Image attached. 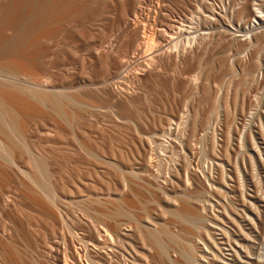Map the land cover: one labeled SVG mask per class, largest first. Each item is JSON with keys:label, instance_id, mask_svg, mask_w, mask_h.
Listing matches in <instances>:
<instances>
[{"label": "rangeland", "instance_id": "obj_1", "mask_svg": "<svg viewBox=\"0 0 264 264\" xmlns=\"http://www.w3.org/2000/svg\"><path fill=\"white\" fill-rule=\"evenodd\" d=\"M16 1L17 0H14L13 3V0H0V21H4L7 19L8 13L5 10L7 8L8 12L12 10L16 5ZM36 1L37 0H35L34 2L33 0V3L35 4L37 2H40V0L37 2ZM82 1L87 7V17L84 19H76L72 23H68V25L66 24L67 26H65V29L67 28L65 32L71 31L73 33V39H71L73 41L69 39L67 40V38L65 37L66 34L62 35L63 33H61L59 36H62V38H58L60 39L58 41L56 38L49 45L53 50L55 49L52 55V62L45 60L42 63L43 66H41L39 70H35V73L32 74L33 77L31 76V80L34 78V81H32L36 83L34 84L31 80L28 81L27 79L32 73L31 71V73H24L25 75H23L24 77L27 75V78L25 77V79L27 80H25L22 76L20 79L22 81V84H25V86H30L33 88L36 87L35 89H40V91L43 89L41 92L63 91L64 93L65 91V94L67 93V95L89 107L88 109H84L81 120H79L77 123H71V126L68 125L69 128L67 127V125L56 119L51 113H48L47 117L44 118L43 121H38L39 123L36 122L37 124L33 121L28 124L30 126V131L34 128L43 127L44 125L42 126V124L48 123L51 119L50 122L53 121V130H55L53 134H59H57V136L54 135V141L59 143L62 142V144L64 145H66L68 141L67 148L75 150L73 153H75L76 156L73 153L69 154L67 152H61L62 155L61 153H54L53 155H43L41 158L44 162H47V165L50 166H48L50 175L45 180L47 182L44 181L45 184L48 186L52 185V188L54 190L56 187L57 191H55L58 194L61 193L64 195H68V198L66 200H70V202H67V204L64 200L65 203L62 202L58 207L60 216H64L62 217V220L65 221L63 222L61 218H59L60 216H58V210L56 211L57 219L52 218L53 225L51 224L52 221L46 217H43L45 220L43 218L39 220L40 218L37 217L39 214H41L39 215V217L46 215H42L44 214L41 213L43 211L37 206L35 207L30 202L26 195V192L23 189L17 191L19 194L16 192L14 194H8V200L1 201L0 203V264H64V261L66 260H64V258L66 257V255H69L70 258L68 256L66 257L69 262L67 263V260L65 261V264H70V262L72 261L74 262H72L71 264H88L91 261H89V259L87 260L88 256L86 257V255L90 254H92L93 256L90 255L89 258H92V261L93 259H95V264H111V262L112 264H125L126 261L128 262H126V264H131V262H139V264H149L150 262V264H162L163 261V264H171L172 262V264H264V219L262 217H260L261 219L259 218L260 220H263V222L260 221V224L256 222V215H254H258L260 210L262 211L264 209H262L259 202L257 201L259 198L263 199L262 197L264 196V174L256 177V171L254 170L255 166H253L254 160H252L254 158L253 156L255 155L254 150L257 149L256 138H254L256 137V132H260V130H263L264 135V0ZM124 2H129L131 5L133 4V2L136 3V13H128L127 10L125 12H122ZM26 8L27 7H25L24 10H26ZM249 8H251V10L253 8L255 10H252L253 12H258V16L260 18L254 19L253 16H249ZM24 10L20 16L26 17L27 13ZM126 21L129 22L128 25H124ZM74 22L77 23L75 24ZM136 24L139 26L137 32L138 39L136 37L138 41L134 39L135 31H133L137 26ZM76 31L79 32L77 33ZM80 32L82 35L84 34L83 37L81 36V34H79ZM253 33L259 35H253ZM2 35L6 40H11L13 37V33L8 31H3ZM253 36H257V38H254ZM146 38L150 39V43L153 42L155 46L146 48L144 43L147 41ZM59 45L61 48H59ZM93 46H101L98 52V55L100 56L98 60L91 58L94 54ZM100 53L102 56L100 55ZM106 55L108 58L106 57ZM223 55L225 57L224 61ZM225 55L230 57L226 59L227 56ZM225 59L227 60L226 62ZM118 62H123V69H115L114 66ZM222 65H225V67H223ZM105 84L109 88L103 87L106 86ZM99 85H103L102 89L99 87ZM199 85H202L203 88L205 87L204 90L203 88L201 89ZM235 94H237V97ZM212 96L216 99H214L215 102L217 101L216 104L218 103L217 107H214L216 106V104L212 106L213 104L210 103L211 101H209L211 100L210 98ZM194 98L195 102H192L194 101ZM197 99L200 100V106L201 104L203 106L204 103V106H206L208 110L205 109L206 107L204 106V108L201 106V108L199 109V106L198 109H196V103L199 102ZM204 100H208L210 106L209 104H207L208 102L206 103V101ZM182 103L184 106H182ZM186 104L189 107H187ZM192 106L194 107V111L198 110V112H200L203 108L202 112L205 113L207 111L206 114L209 112L208 114L211 115L210 118L212 119V121L211 119H209L210 122H207V124H212L215 129L212 127L210 128L213 130H210V128H204L205 134L208 136L204 134V130L201 131V136L205 135L207 137V140L204 139L206 137H203V139L201 138L200 132L199 136L196 135L197 138H199L197 139L198 141L196 139H193L195 138L193 136H189V140L186 138L189 134L187 128L188 125L185 126V124L188 123L185 122H188L191 117L193 118L195 116L194 114L196 113L195 112L193 114L194 111H191ZM100 107H102L101 109L103 110V112ZM157 107H162L161 110L159 108V115L162 114L164 116L166 113L167 115H171L173 112L178 113V118L175 120L172 119L173 123L172 121L171 123L173 124V126L176 125L179 127H177L176 129V126H174V128L176 129L175 130L174 128H172V125H170V128H172V130H169V132L173 133L169 135V133L167 132V135L164 134L159 138V147H161L162 150L160 148L159 149L162 152L158 150L157 154L159 155L156 154L157 150L154 152H149L150 154L148 153L145 159L146 163L145 165H143V161H141L142 156L140 157V159L137 158L139 155H141V149L138 146V142L140 139L138 138L140 135L141 138L147 136V132L150 131L149 121L151 120L149 119L147 120V122L143 123V120L137 119L138 117L135 112L139 111L140 114L144 116L146 113H149L150 110L152 111V109H157ZM210 107L213 108H211L210 110ZM97 109H99L100 111H97ZM175 109L177 110V112ZM183 109H189L190 111H185L187 113L186 114ZM213 109L215 110L214 112H212ZM105 112L107 113V115ZM189 112L194 116L190 115V119H187V117H189ZM198 112L196 113V116ZM216 112L218 114L214 116L215 114L213 115V113ZM225 112H227V114ZM149 114H151V112ZM183 114L185 115V117H183ZM199 114L201 115V112ZM229 114H231V116ZM51 115L53 116V119L50 117ZM212 115L214 117L221 115V119L214 118L213 121ZM227 115H229V118H231L229 119L228 123L225 118V116ZM258 115L260 118H258ZM180 117L183 118H181L182 121ZM122 118L125 123H122ZM126 118H130L132 121H130V119L127 120ZM54 119L56 120V123L54 122ZM234 119L236 124L233 122ZM57 121L59 125H57ZM127 121H130V123ZM178 122H180L179 125H177ZM222 122H225L226 124H223ZM258 122L261 123L260 125L263 124V126H261L263 129H261ZM232 123L237 126L238 133H236V136L234 132L236 126L234 125V128L231 127L233 128V130L230 128V124L231 126L233 125ZM60 124L62 125L60 126ZM220 124L223 127L220 126ZM225 125L226 127H228L225 128ZM181 127H186V130H184L183 128V132H181ZM59 128L61 131L59 130ZM62 128L63 132H66V134L62 132ZM228 128H230V137L229 135L226 137L229 130ZM136 129L138 130V133H140V135H138ZM208 129L209 132H207ZM57 130H59L60 132H58ZM179 131L184 136L186 135L185 133H187L186 137L183 136V138L187 139L185 142H183L184 140ZM222 131L224 132L222 133ZM248 133L253 136V139H251V136ZM179 134L180 136L178 138L181 139H175V137H177ZM58 136H60V140H58ZM208 137L212 139H209ZM225 137L227 138V140ZM228 137L230 138V140L232 139V141H229ZM200 139L203 140V143L202 140L200 142ZM221 139L224 140L222 141ZM31 140L36 141L33 142L35 145H41L38 138H32ZM161 140H163L164 142ZM192 140H196V142ZM209 140L212 143H210ZM160 141L165 145V152H163L164 145ZM175 141H177L178 143ZM187 141L192 143V146H194L195 148L197 146V148L195 149L190 144V146L192 147L191 148ZM225 141L227 142V144L229 142L228 146L226 145ZM79 142L81 144H79ZM133 142L137 144V146ZM165 142H168L167 145L165 144ZM169 142L174 143H171V145ZM193 142L196 145L193 144ZM95 143H97L98 146ZM179 143H181L184 148ZM209 143L210 145L215 143L214 146H211L212 149L210 148ZM168 144L171 145V147ZM198 144H200V146L203 144V147L205 148L199 147ZM40 145L38 146L41 147ZM134 145L135 147H138V150H136L137 148L134 149ZM186 145L191 149L194 148V152L192 150L193 153H191V149L185 147ZM166 147L168 148L166 149ZM213 147L216 153L210 152L213 151ZM222 147L223 151H221ZM171 148L174 149L172 150ZM176 148H179L180 151H176ZM224 148L226 149L224 150ZM230 148L234 149L233 152ZM240 148L241 150H243V152L239 150ZM44 149L48 150V147ZM81 149H83V153L81 152ZM184 149L185 152H183ZM202 149H204L203 151L206 150L205 153L209 154L207 155V157H205L204 155V158L206 159H204L202 156L204 154ZM133 150L136 151L134 152ZM218 150L221 151V154L222 152L225 153L221 155ZM170 151H173V153L171 152L173 155H177V157L173 156L175 160L176 158H179L178 160H176V163H174L175 161H171L174 159L173 157H171L172 154H170ZM234 151L236 152L234 153ZM38 152H42V150L39 148L37 150V153ZM119 152L123 154L119 156ZM137 152L140 154L138 155ZM177 152L181 154L179 155ZM195 152L199 153L196 154ZM200 152L202 153V155ZM226 152L231 153V155H235L232 157L229 154V158H226L224 157V154H226ZM101 153H103V155ZM151 153L153 154L151 155ZM165 153H168V156L170 154V158L168 156H165ZM213 153L216 156L213 155L212 157ZM183 154L184 156L188 155L187 159L189 160V162L188 160L186 161L188 162L187 166L192 164L193 169L191 166L188 167H190L191 170H193L198 175L200 181L203 183L202 185L204 186L200 185L201 182L198 179H196V181L199 184L195 182L194 179H191L189 174H186L184 172H181L179 177V180L182 181L177 180V172L175 170H177L178 168L177 163H181L182 160H185L186 157H184ZM238 154H242V158H244L245 161L244 159L243 161H240L242 158L240 155L238 156ZM90 155H92L93 157ZM150 155H154V159ZM218 155L219 157H217ZM236 155L238 158L240 157L239 160L237 157L234 159ZM195 156L198 160L195 158ZM198 156L200 157L198 158ZM250 156L253 157L251 158L252 161L249 159ZM95 157L97 158L95 159ZM201 157L202 164L200 160ZM63 158H66V160H64ZM218 158L220 159V161ZM76 159L79 160L77 161ZM98 159H103V161L108 162L110 161V164L115 163L117 164V166L111 164L110 167L105 169L106 166L104 167L103 165L98 163L100 162L98 161ZM137 159L139 160V162ZM147 159L149 160L148 162L153 163H149L151 164L149 165ZM192 159L195 160L192 161ZM94 160H96L97 163ZM154 160H157V163L159 162V167L157 166L156 162H154ZM190 160L191 164H189ZM196 160L198 161V164ZM237 160L240 161L238 162V164L236 163ZM140 161L142 162V164ZM77 162L79 164H77ZM192 162H194L195 166H199V168L195 167ZM154 163L158 168L154 167L155 165L153 166ZM219 163L223 166H220ZM230 163H233V165ZM146 164L147 166H150L148 167V169L146 168ZM175 164L176 166L173 167ZM234 164L235 167H238L236 170L232 169V166H234ZM81 166L83 167L81 168ZM152 166L153 169H156V171L155 169L154 171L150 170ZM219 166L222 167V171L219 170ZM251 166L255 172L251 170ZM76 167L78 170L76 169ZM71 168H73V170ZM197 168L201 169L198 170ZM145 169L147 171H145ZM202 169L204 173H202ZM157 170L159 171V173ZM209 170L210 173L208 172ZM131 171H133V173H135L136 171L137 174L147 173L148 177H145L142 174V176L140 174L132 175ZM121 172L126 173L125 175L128 174V178L124 174L123 175L125 177L122 176ZM155 173L156 176H154ZM172 173L175 174L174 177L172 176ZM148 174H151L153 176L150 175L151 177H149ZM157 174H160L158 175L159 177L157 176ZM237 174H241L242 176L240 175V177ZM185 175L186 178H184ZM203 176H206L204 177L205 183L204 179L202 180ZM123 177L125 178V180ZM154 177H158V181L160 183L156 179H154ZM251 177L255 180L253 181ZM152 178L154 180H152ZM168 178H171V180H169ZM187 178H189L191 181L189 179L187 180ZM258 178L261 179L256 180ZM141 179L150 184L154 181L156 184L158 182V184H160L158 185L159 190H155V188L158 187L155 183H152L151 186L148 184L147 188V184L143 181H140ZM122 180H124V183ZM133 180L134 182L136 180L140 185H138V183L133 184ZM162 180L166 181V183ZM261 180L262 183L259 184L258 181ZM170 181H173V183ZM255 181H257L256 183H258L257 185H255ZM142 182L144 183V185ZM163 182L166 186L163 184ZM169 182L172 184H169ZM189 182H191L192 185H190L191 183ZM184 183L187 184L186 187L190 185V188L189 186L188 188H185ZM175 184H180V186H178L181 190H179L178 186H176ZM193 184L195 187L193 186ZM133 185H138L137 188L139 190H137L136 186H134L133 188ZM141 185L144 186L145 190ZM163 185L164 187H166L165 189ZM139 186H141L143 190L141 187L139 188ZM151 187L155 188L152 189ZM160 187H162L163 190ZM183 187L184 190L182 189ZM257 187L260 188L261 191ZM130 188H132V191ZM172 188L175 189L173 190ZM146 189H150L148 190V192L152 193L153 195L150 193L148 194L146 192ZM186 189H188L189 191H185ZM153 190H155L156 193ZM135 191L137 192L134 193ZM158 191L159 193H157ZM162 191H167V193H164L162 195ZM68 192L70 193L68 194ZM185 192L186 194L184 197L193 196L192 199L191 197L190 199L193 202H195L196 199V203H200L199 201H201L200 207L197 211L198 214H200L201 212L200 219H197L198 222L194 218L190 219L191 222L186 221V224L184 222L182 224L176 217V209L179 205H177V196H180V194L182 196V193ZM258 193H261L262 195ZM11 194L13 195L11 196ZM174 194H176V198L174 196L175 202L170 201L174 203L171 204L170 202H168L169 200H167L168 203L164 202V198L166 195L168 197L166 198L169 199L170 196L173 197ZM87 195L88 197H100L101 199H99L101 200V202H99L98 200V203H93L89 200V203ZM256 195L261 197H257ZM115 197L116 199H119L120 197L121 202L119 203V199L117 203ZM80 198H83V202H80ZM79 199L80 201H78ZM154 200L158 202L155 203ZM6 202L8 203V205ZM202 203L204 205V209L203 207H201ZM113 204L116 205L117 208H114L115 206ZM118 204H120V206ZM174 205L177 206L176 209ZM65 206L68 207L65 208ZM118 207L120 208V210L122 208L120 213L123 214L124 217H121L123 216L121 215L120 217L115 218L117 224H119L117 230L118 233L116 232L118 235L116 237L111 232L110 234L112 235V239L114 240H109L102 230L106 229V223L104 224L103 222L108 221V227V223L110 219L112 220V215L114 214V212L116 210L119 211ZM60 208L63 210H61ZM256 210L259 212H257ZM31 211L35 212L32 213ZM111 211L113 213H111ZM35 213L36 215H38L36 216ZM32 214H34L33 217L31 216ZM245 216H247V219L245 218ZM118 219L119 221H117ZM250 219H253L254 221H251ZM71 220L72 222L67 223ZM193 220L196 221V223L193 222ZM55 221H57V224H55ZM231 221H236V225L231 224ZM249 222H253L255 224H250ZM121 223H123V225ZM191 223H194L195 228L199 223L198 226H200V228L203 227L205 229H208L209 232L213 231L214 234L213 232H211L210 236V234H208L209 232L205 233L204 229H199V227H197L196 230L194 228V225H192ZM212 223L214 225H212ZM66 224H68L67 227ZM91 224L96 229H92L93 227ZM88 226L91 228H88ZM119 226L121 228H119ZM122 226L125 228H123ZM97 227L99 230L97 229ZM89 229H91L93 233ZM121 229L122 231L124 230V235L122 234V231H119ZM125 229L129 231H126ZM221 229L224 232L223 234L220 232ZM200 230L202 231L200 232ZM97 231L100 235H98ZM197 231L200 233V235H198L199 233ZM149 232L152 235L154 234L155 237L158 235L156 239H159L158 242L162 247V250H159V256L156 255V248L153 245H150L152 243L149 241V235H147L148 238H146L147 236L144 237V235L149 234ZM69 233L73 234L71 235ZM215 233H217V236ZM207 234L211 239L216 240V243L220 245L218 246L220 248L216 247L217 249H214L215 247L213 246H216L213 242L214 240L212 241L210 240V238H208L207 241ZM98 236L100 237L98 238ZM118 236H120L121 238ZM195 236L197 237L196 240H194ZM198 236L202 237L204 240L202 239L201 241V239H198ZM105 238L107 239V241L105 240ZM115 238L117 241H119V243L115 241ZM98 239L102 240L103 242L99 241ZM120 241L122 242L120 243ZM193 241L195 242L194 244H197L201 249L197 245H192ZM218 241L220 244L218 243ZM92 242L97 245L93 247L94 244L92 245ZM201 242L204 243L205 247L201 245ZM58 243L60 244V246L58 245ZM87 243L91 245H86ZM104 244L105 247L106 245L108 247L104 248ZM100 245H103L101 246L102 248H99ZM191 245L196 246V248L194 247L195 249H193ZM51 246L54 248L53 250ZM58 246L60 249L59 251H57ZM85 246L89 247L87 249H90V252L86 250ZM147 246L149 249H146ZM208 246L212 248L210 250L213 251L210 252ZM50 247L52 252L50 251L51 254H48ZM109 247L113 250H111ZM94 248L98 250L96 251ZM151 248L155 249L152 250ZM191 248L193 249V251L190 250ZM63 249L64 251H70V254H68L69 252L67 254H64L65 252L63 251ZM100 249L104 251L103 254H101L102 251L98 252L100 251ZM110 250L113 252V255ZM106 251L108 252V254L110 253L109 255L115 257L111 258L112 260H109ZM142 254L143 256L145 254L146 255L143 257ZM79 256L81 257V259ZM154 256L156 257V259ZM117 257L119 259H117ZM145 257H148L147 261H145ZM149 257L152 260L153 258L151 257H154V260H149ZM115 259L118 260L117 263H114L116 262L113 261ZM159 259L161 263L159 262ZM169 260H171V263L168 262ZM94 262L91 263L94 264Z\"/></svg>", "mask_w": 264, "mask_h": 264}, {"label": "bare ground", "instance_id": "obj_2", "mask_svg": "<svg viewBox=\"0 0 264 264\" xmlns=\"http://www.w3.org/2000/svg\"><path fill=\"white\" fill-rule=\"evenodd\" d=\"M37 1H39V0H37ZM36 1V2H37ZM82 0H40V2L38 3H33V0H17L16 1V5L13 7V9L12 10H10L9 12H8V8L5 10V11H7V13H8V15H7V19L6 20H4V21H0V203H1V201H5V200H8V197H9V195L8 194H10V193H18L17 191H19L20 189H23L25 192H26V195H27V197H28V199L30 200V202L36 207H38V208H40L43 212H41V213H44V214H42V215H46V216H40L39 217V215H41V214H37L36 215V213H35V215L38 217V218H40L39 220H41V218H43V217H46V218H48V219H50L52 222H51V224L53 225V219H57V214H56V211L58 210V207L60 206V204L62 203V202H64V200L66 201V204H67V202L69 203L70 202V200L69 201H67L66 199L68 198V195H64V194H58L56 191V187H55V190L52 188V185L51 186H48V185H46L45 184V182H47V181H45L47 178H48V176L50 175V173H49V169H48V166L49 165H47V162H44L41 158H42V156L43 155H49V154H54V153H61V152H67V153H69V154H72L75 150H72V149H69V148H67V143H68V141H67V143H66V145H64V144H62V142L61 143H59V142H56V141H54V135L55 136H57V134H53V132L55 131V130H53L54 129V126L52 125V122H50L51 121V119H50V121L48 122V123H43L42 124V122H41V124H42V126L43 127H40V128H34V129H32V130H30L29 131V129H30V126L28 125L31 121H33L34 123H36V122H40L41 120L43 121L44 120V118H46L47 117V115H48V113L50 114H53V116L56 118V119H58L59 121H61L62 123H64L65 125H67V127H68V125H70L71 126V123H77L79 120H81V118H82V113H83V111H84V109H88L89 107L88 106H86V105H84L83 103H81V102H79L78 100H76V99H74V98H72L71 96H69V95H67V93L65 94V91H64V93H63V91H61V92H56V91H51V92H41L40 91V89H35V88H33V87H30V86H25V84H22V81L20 80L21 79V76L22 77H24L23 75H25L24 73H28V72H30L29 74H30V76H29V78H27L26 76V78L28 79V81H30L31 80V78L33 77L32 76V74L33 73H35V70H39V68H41V66H43L42 65V63L46 60H48L49 62H52V55H53V53H54V50L49 46L50 45V43L52 42V41H54L56 38H57V41L58 40H60V39H58V38H62V36H59L61 33H63L62 35H64V34H66V38H67V40L69 39V40H71V39H73V33L70 31H66L65 32V30L67 29H65V26H67L68 25V23H72L74 20H76V19H80V18H82V19H84V18H86L87 17V15H88V11H87V7H86V5L84 4V2L82 3L81 2ZM34 2H35V0H34ZM13 3H14V0H13ZM113 3V2H112ZM89 4V3H88ZM87 4V5H88ZM136 3H134L133 2V4L131 5L129 2H124L123 3V8H122V12H125L126 10L128 11V13H136V5H135ZM114 6V5H113ZM25 7H27L26 8V10H24L25 9ZM10 8V7H9ZM89 8V7H88ZM23 10L24 11H26V13H27V15H26V17H23V16H20L21 15V13L23 12ZM243 10V9H242ZM252 10H254L253 8H252ZM251 10V8H249L248 9V15L249 16H253V18L254 19H257V18H260L259 16H258V12H253ZM255 11V10H254ZM247 12V11H246ZM1 14V13H0ZM123 14V13H122ZM247 14V13H246ZM90 15V14H89ZM89 17V16H88ZM250 19V18H249ZM253 20V19H252ZM254 21V20H253ZM252 21V22H253ZM75 23V22H74ZM77 23V22H76ZM75 23V24H76ZM257 23V22H256ZM255 23V24H256ZM67 24V25H66ZM129 24V22H125L124 23V25H128ZM135 24V23H134ZM133 24V25H134ZM70 25V24H69ZM74 25V24H73ZM137 25V24H136ZM135 26V25H134ZM130 27V26H129ZM133 28V27H132ZM138 28H139V26L137 25L136 26V28H135V30H133V31H135V36H134V39H136V37H137V32H138ZM134 29V28H133ZM256 29V28H255ZM72 30V29H71ZM257 30V29H256ZM3 31H8V32H12L13 33V37H12V39L11 40H6L4 37H3V35H2V32ZM254 31V30H253ZM252 31V32H253ZM65 32V33H64ZM77 32V31H76ZM79 32V31H78ZM77 32V33H78ZM250 33V32H249ZM255 33V32H254ZM253 33V35H257V34H254ZM5 34V33H4ZM10 34V33H9ZM79 34H81V32L79 33ZM84 35V34H83ZM83 35L81 34V36L83 37ZM259 35V34H258ZM257 35V36H258ZM59 36V37H58ZM76 36V35H75ZM74 36V37H75ZM80 36V37H81ZM257 36H255L256 38H257ZM262 36V35H261ZM263 36H264V34H263ZM262 36V37H263ZM254 37V36H253ZM254 37V38H255ZM137 39H138V37H137ZM136 39V40H137ZM140 39H142V38H140ZM145 39V38H144ZM147 39V38H146ZM152 39V38H151ZM75 40V39H74ZM71 41H73V40H71ZM134 41V40H133ZM138 41V40H137ZM136 41V42H137ZM150 39H147V41L146 42H144L145 43V47L146 48H149V47H152V46H155L154 44H153V42L152 43H150ZM263 41H264V38H263ZM65 42V41H64ZM59 43V42H58ZM67 43V42H66ZM153 44V45H152ZM52 45V44H51ZM62 45V44H61ZM64 45V44H63ZM57 46H58V44H57ZM71 46V45H70ZM63 47V46H62ZM67 47H68V45H67ZM94 48H93V52H94V54L92 55V59H96V60H98L99 58H100V56L98 55L99 53V49H100V47L101 46H93ZM54 48V47H53ZM59 48H61L60 47V45H59ZM59 48H58V50H59ZM143 48V47H142ZM145 49V48H144ZM151 49V48H150ZM153 49V48H152ZM147 51H149V50H147ZM151 51V50H150ZM145 53H146V51H145ZM148 53V52H147ZM228 54V53H227ZM100 55H101V53H100ZM102 56V55H101ZM225 56H227V55H225ZM57 57V56H56ZM106 57H107V55H106ZM228 57H230V56H227L226 57V59L228 58ZM108 58V57H107ZM224 55H223V61H224ZM225 59V62L227 61ZM230 59V58H229ZM107 61V60H106ZM223 61H220V62H223ZM100 62H101V60H100ZM228 62H229V60H228ZM103 63V62H102ZM108 63V62H107ZM50 64V63H49ZM105 64V63H104ZM219 64V63H218ZM223 64V63H222ZM226 64V63H225ZM46 65V64H45ZM220 65H221V63H220ZM232 65V64H231ZM125 66V65H124ZM223 67H225V65H222ZM115 69L116 70H119V69H123V62H118L115 66ZM227 67V66H226ZM233 67V66H232ZM223 69H225V68H223ZM110 70V69H109ZM46 72V71H45ZM115 72V71H114ZM119 72V71H118ZM117 72V73H118ZM37 73V72H36ZM120 75V74H119ZM32 76V77H31ZM25 77H24V79H25ZM35 77V76H34ZM27 79H25V80H27ZM36 79V78H35ZM33 81H34V78L32 79ZM31 80V81H32ZM32 81V82H33ZM24 82V81H23ZM31 82V83H32ZM26 83H27V81H26ZM34 83V82H33ZM36 83V82H35ZM34 83V84H35ZM101 84V83H100ZM103 84V83H102ZM104 85V84H103ZM103 85H99V87L102 89V86ZM106 85V84H105ZM109 85V84H108ZM97 86V85H96ZM200 86V85H199ZM103 87H107V85L106 86H103ZM201 87V89L203 88L202 87V85L200 86ZM38 88V87H37ZM41 88V87H40ZM98 88V87H97ZM107 88H109V87H107ZM205 88V87H204ZM204 88H203V90H204ZM100 89V90H101ZM192 90V89H191ZM200 90V89H199ZM97 91V90H96ZM99 91V90H98ZM107 92V91H106ZM196 92V91H195ZM206 92V91H205ZM213 93V92H212ZM207 94V93H206ZM209 94V93H208ZM105 95V94H104ZM198 95H200V94H198ZM214 95V94H213ZM236 95V97H237V94H235ZM234 95V96H235ZM208 96V95H207ZM210 96V95H209ZM216 96V95H215ZM214 96V97H215ZM233 96V97H234ZM199 97V96H198ZM110 99V98H109ZM211 100H209V98H208V100L209 101H211L210 103H212L213 105L212 106H214V104H216V102H215V98H213V96L210 98ZM213 99V100H212ZM215 99V100H214ZM194 101H192V102H195V98L193 99ZM198 100V99H197ZM208 100L206 101V100H204V101H206V103L208 102ZM233 100V99H232ZM238 100V99H237ZM199 102V105H198V103H196L197 104V108L196 109H198V107L200 106V100H198ZM202 101H203V99H202ZM222 102V101H221ZM250 102V101H249ZM257 102V101H256ZM202 103V102H201ZM210 103L208 102L207 104H209V106H210ZM237 103V102H236ZM260 103V102H259ZM162 104V103H161ZM176 104V103H175ZM218 104V103H217ZM217 104H216V106H214V107H217ZM189 105V104H188ZM206 105V104H205ZM243 105V104H242ZM104 106V105H103ZM176 106V105H175ZM182 106H184L183 105V103H182ZM186 106H187V104H186ZM191 106V105H190ZM195 106V105H194ZM201 106H202V104H201ZM201 106L199 107V109L201 108ZM203 106H204V103H203ZM202 106V107H203ZM208 106V105H207ZM258 106V105H257ZM164 107H165V105H164ZM187 107H189V106H187ZM204 107H206V106H204ZM203 107V108H204ZM97 108V107H96ZM102 107H100V109H101ZM160 108V107H159ZM159 108L157 107V109H152V111L150 110V112H151V114H149V113H146L144 116H142L141 114H140V112L139 111H137V112H135V114L137 115V119L138 120H143V123H145V122H147V120H151V121H149V126H150V131L149 132H147V136H144L143 138H141V135H140V133H138V130H137V133H138V135H140L139 136V138L138 139H140L139 140V144H138V146L140 147V149H141V155H139L140 153H138V157L137 158H139L140 159V157L142 156V160L141 161H143V165H145V163H146V161H145V159H146V157H147V155H148V153L149 152H154V151H156L157 150V152H156V154L158 153V150H160L161 149V147H159L160 146V144H159V138L161 137V136H163L164 134L165 135H167L166 133L168 132L169 133V135L171 134V133H173V132H169V130L171 131L172 130V128H174V126H176V125H174L173 126V121H172V119L173 120H175V119H177L178 118V113H175V112H173L172 114H171V112H170V114L171 115H167V113L165 114V112H164V116L162 115V114H160L159 115V112H160V110H161V108H160V110H159ZM183 108V107H182ZM186 108V107H185ZM193 106H192V110L191 111H194L193 110ZM202 108V109H203ZM211 108H213V107H210V110H211ZM133 109V108H132ZM201 109V115L199 114L200 112H198V110H196V111H194L193 112V114L196 112H198V114H199V116H198V114H197V116H196V113L193 115H191V113L189 112V117H187V119H190V115L191 116H194L193 118L191 117V119L190 120H188V122L186 121H184L185 123H188V124H185V126L186 125H188V134L189 135H187V133H185V131H184V133L188 136V137H186V135L184 136V135H182L181 134V132H183V128H184V130H186V127H181L182 128V130H181V132L179 131V133L181 134V136H182V138H183V136L184 137H186L188 140L190 139V137L189 136H193V137H195V138H193V139H199V138H197V136L196 135H198L199 136V132H200V136H201V131H203L204 130V134H205V129L206 128H210V127H212V128H214L213 127V125L211 126V125H209V123L207 124V122H210V120L209 119H211L210 117H211V115H209L208 113L206 114V112L204 113V112H202L203 110ZM205 109H207L208 110V108L206 107ZM215 109V108H214ZM212 110V112H214L215 110ZM248 109H249V107H248ZM254 109V108H253ZM262 109V108H261ZM99 109H97V111H98ZM102 110V109H101ZM110 110V109H109ZM119 110V109H118ZM163 110V109H162ZM167 110V109H166ZM165 110V111H166ZM176 110V109H175ZM177 110H178V108H177ZM177 110H176V112H177ZM188 111H190L189 109H187ZM187 110H185V109H183V111L185 112H187ZM252 110V109H251ZM100 111V110H99ZM107 111V110H106ZM170 111V110H169ZM182 111V112H183ZM205 111V110H204ZM225 111V110H224ZM223 111V112H224ZM247 111V110H246ZM102 112H103V110H102ZM109 112V111H108ZM129 112V111H128ZM167 112V111H166ZM183 112V113H184ZM185 112V113H186ZM106 113V112H105ZM120 113H122V112H120ZM161 113H163V112H161ZM202 113H204V114H202ZM226 114H227V112H225ZM249 113V112H248ZM253 113V112H252ZM258 113V112H257ZM127 114V113H126ZM125 114V115H126ZM187 114V113H186ZM215 114V115H214ZM216 114H218L217 112L216 113H213V115L214 116H216ZM106 115H107V113H106ZM109 115V114H108ZM123 115V114H122ZM121 115V116H122ZM212 115V117H213V121H214V118H220L221 117V115H218L217 117H214ZM230 116H231V114H229ZM229 115H227V116H225V118H226V120H227V123H228V121H229V119H231V118H229ZM252 115V114H251ZM53 116L51 115L50 117L53 119ZM181 116V115H180ZM256 116V115H255ZM84 117V116H83ZM132 117V116H131ZM183 117H185V115L183 114ZM224 117V116H223ZM227 117H228V119H227ZM121 118V117H120ZM182 117H180V119H181ZM234 118V117H233ZM258 118H260L259 117V115H258ZM116 119V118H115ZM127 119V118H126ZM125 119V120H126ZM128 119H130V118H128ZM127 119V120H128ZM183 119V118H182ZM182 119H181V121H182ZM186 119V120H187ZM221 119V118H220ZM224 119V118H223ZM257 119V118H256ZM55 120V119H54ZM117 120V119H116ZM122 121H123V118L121 119ZM209 120V121H208ZM218 120V119H217ZM46 121V120H45ZM48 121V120H47ZM122 121H119V122H122ZM130 121H132L131 119H130ZM130 121H127V122H129L130 123ZM171 121H172V123H171ZM211 121H212V119H211ZM219 121V120H218ZM225 121V120H224ZM38 122V123H39ZM55 123H56V120L54 121ZM142 122V121H141ZM175 122V121H174ZM232 122V121H231ZM230 122V123H231ZM234 123H235V119H234V121H233ZM255 122V121H254ZM122 123H125V121H123ZM179 123L180 122H178V124L177 125H179ZM183 123V122H182ZM212 123V122H211ZM223 123V122H222ZM225 123V122H224ZM223 123V124H224ZM259 123V122H258ZM37 124V123H36ZM40 124V125H41ZM135 124V123H134ZM141 124V123H140ZM184 124V123H183ZM214 124V123H213ZM217 124H219V123H217ZM226 124V123H225ZM233 124V123H232ZM236 124V123H235ZM235 124H233L232 126H231V124H230V128L231 127H235L236 125ZM255 124V123H254ZM261 123H259V125H260ZM35 125V124H34ZM54 125H56V124H54ZM57 125H59L58 124V121H57ZM62 124H60V126H61ZM170 125H172V128H170ZM207 125V126H206ZM228 125V124H227ZM235 125V126H234ZM256 125V124H255ZM39 126V125H38ZM37 126V127H38ZM140 126V125H139ZM138 126V127H139ZM209 126V127H208ZM217 126V125H216ZM220 126H222L221 124H220ZM250 126V125H249ZM261 126H263V124L262 125H260V127ZM177 127H179V126H176L175 128L177 129ZM223 127V126H222ZM228 127V126H227ZM226 127V125H225V128H227ZM69 128V127H68ZM73 128V127H72ZM146 128V127H145ZM174 128V129H175ZM205 128V129H204ZM221 128V127H220ZM230 128H228L229 130H228V134L226 135V137L229 135V131H230ZM233 128H231L232 130H233ZM236 129H235V136L237 135L236 133H238V131H237V126L235 127ZM77 129V128H76ZM175 129V130H176ZM215 129V128H214ZM258 129H259V127H258ZM261 129H263L262 127H261ZM59 130H60V128H59ZM59 130H57L58 132H60ZM65 130H67V129H65ZM64 130V131H65ZM210 130H213V129H211L210 128ZM223 130V129H222ZM231 130V131H232ZM243 130V129H242ZM28 131V132H27ZM174 131V130H173ZM62 132H63V128H62ZM61 132V133H62ZM73 132V131H72ZM177 132V131H176ZM207 132H209V129L207 130ZM206 132V133H207ZM224 131H222V133H223ZM226 132H227V129H226ZM225 132V133H226ZM246 132V131H245ZM248 132V131H247ZM262 132V133H261ZM64 134H66V132H63ZM178 133V132H177ZM183 133V134H184ZM257 134H256V137H254V138H256V148L258 149H255L254 151H255V155L253 156V157H249V159L251 160V158H253L252 160H254V164H253V166H255V171L252 169V166H251V170L252 171H254L255 173H256V177L257 176H260V175H263L264 174V135H263V130H260V132H256ZM74 134V133H73ZM180 134L177 136V137H175V139H177L179 136H180ZM208 134V133H207ZM249 134V133H248ZM254 134V133H253ZM59 135V134H58ZM62 135V134H61ZM60 135V136H61ZM68 135V134H67ZM137 135V136H138ZM176 135V134H175ZM195 135V136H194ZM206 135V134H205ZM201 136V138L203 139V137H206V136H208V135H206V136ZM250 135V134H249ZM60 136H58L59 137V139L58 140H60ZM63 136V135H62ZM61 136V137H62ZM222 136V135H221ZM231 136V134L229 135V137ZM251 136V139H253L252 137V135H250ZM168 137V136H167ZM225 137V138H226ZM228 137V138H229ZM233 137V136H232ZM231 137V138H232ZM32 138H38V140H40V143H41V145L40 144H38V145H40L41 147H39L38 145H35L33 142H36V141H34V140H31ZM186 138H183V142H185L187 139ZM209 138V137H208ZM62 139V138H61ZM162 139V138H161ZM179 140L181 139V138H178ZM202 139H200V142H201V140ZM204 139H206L207 140V137L206 138H204ZM209 139H212V138H209ZM35 140H37V139H35ZM163 140H165V139H163ZM163 140H161V141H163ZM196 140H192V141H195L196 142ZM222 141L224 140V139H221ZM220 140V141H221ZM226 140H227V138H226ZM77 141H79V140H77ZM99 141V140H98ZM136 141H137V139H136ZM160 141V142H161ZM167 141V140H166ZM198 141V140H197ZM210 141V140H209ZM208 141V142H209ZM221 141V142H222ZM229 141H232V139L230 140V138H229ZM242 141V140H241ZM249 141V140H248ZM254 141V140H253ZM74 142V141H73ZM164 142V141H163ZM175 142H177V141H175ZM188 142V141H187ZM200 142H198V143H200ZM206 142V141H205ZM42 143H43V146H42ZM77 143V142H76ZM134 143V142H133ZM137 143V142H136ZM162 143V142H161ZM168 143V142H167ZM167 143L165 142V144L167 145ZM170 143V142H169ZM171 143H174V142H171ZM170 143V144H171ZM178 143V142H177ZM189 143V146H190V144H191V146H192V143H190V142H188ZM202 143H203V140H202ZM207 143V142H206ZM210 143H212L211 141H210ZM210 143H209V145H210ZM225 143H226V145L228 146V144H229V142H228V144H227V142L225 141ZM79 144H81L80 142H79ZM78 144V145H79ZM95 144H97V143H95ZM135 144V143H134ZM163 144V143H162ZM161 144V145H162ZM181 146H183L181 143H179ZM178 144V145H179ZM185 144V143H184ZM193 144H195L194 142H193ZM215 144V143H214ZM214 144H211L210 145V148H211V146L213 145L214 146ZM72 145V144H71ZM75 145H77V144H75ZM136 146H137V144H135ZM135 145H134V149L135 148H137L136 150H138V147H135ZM164 145V144H163ZM162 145V146H163ZM169 145V144H168ZM172 145V144H171ZM171 145H169L170 147H171ZM188 145V144H187ZM185 146V147H188L189 149H191L192 147H194V146ZM196 145V144H195ZM223 145V144H222ZM226 145H225V147H226ZM239 145H241V144H239ZM48 147V150H46V149H44V148H46V147ZM97 146H98V144H97ZM174 146H175V144H174ZM173 146V147H174ZM198 146L199 147H203V144L200 146V144H198ZM205 146V145H204ZM218 146H219V144H218ZM230 146V145H229ZM44 147V148H43ZM84 147H85V145H84ZM101 147V146H100ZM165 145L163 146V152H165ZM209 147V146H208ZM232 147V146H231ZM41 149L42 150V152H38L37 153V150L38 149ZM72 148H73V146H72ZM160 148V149H159ZM168 147H166V149H167ZM175 148V147H174ZM174 148H171L172 150L174 149ZM183 148H184V146H183ZM183 148H181V149H183ZM195 148V147H194ZM191 149V153H193L194 152V150L197 148V146H196V148L195 149ZM203 148H205V147H203ZM207 148V147H206ZM215 148H217V147H215ZM219 148H220V146H219ZM239 148V147H238ZM253 148H255V147H253ZM252 148V149H253ZM79 149H80V147H79ZM97 149H98V147H97ZM102 149V148H101ZM108 149H109V147H108ZM170 149V148H169ZM168 149V150H169ZM178 149V150H177ZM199 149H201V148H199ZM212 149V148H211ZM226 148H224V150H225ZM228 149V148H227ZM231 149V148H230ZM77 150V149H76ZM83 149H81V152L83 153V151H82ZM135 150V151H136ZM162 150V149H161ZM160 150V151H161ZM192 150H193V152H192ZM204 149H202V151H203ZM215 149H214V147H213V151H210V152H214V153H216L215 151H214ZM232 150V152H233V148L231 149ZM230 150V151H231ZM239 150H241V148L239 149ZM98 151H100V150H98ZM102 151V150H101ZM134 151V150H133ZM134 151V152H135ZM176 151H180L179 150V148H176ZM197 151V150H196ZM201 151V150H200ZM201 151V152H202ZM219 151V150H218ZM221 151H223V147L221 148ZM221 151H219V153L221 152ZM242 152H243V150H241ZM78 152V151H77ZM76 152V153H77ZM80 152V153H81ZM162 152V151H161ZM173 153V151H170V154H172ZM182 152V151H181ZM183 152H185V149H184V151ZM200 152V153H201ZM206 152V150L205 151H203V155H202V153H201V155L203 156V158H204V155H205V157H207V155H209L208 153H205ZM208 152V151H207ZM229 152V151H228ZM228 152H226V154H224V157H226V158H229L228 156H229V154H230V156H234L233 154L231 155V153H228ZM236 151H234V153H235ZM241 152V153H242ZM179 155L181 154V153H179V152H177ZM196 153V152H195ZM194 153V154H195ZM199 152H197L196 154H198ZM212 154V157H213V155H215V154ZM223 153H225V152H222V154ZM228 153V154H227ZM73 154H75V153H73ZM102 155H103V153H101ZM123 154V153H122ZM121 154V152H119V156L120 155H122ZM150 154V153H149ZM153 153H151V155H152ZM155 154V155H156ZM166 155L165 156H168V153H165ZM170 154H169V156H170ZM185 154H187V153H185ZM211 154V153H210ZM221 154V153H220ZM221 154V155H222ZM61 155H62V153H61ZM82 155V154H81ZM94 155H95V153H94ZM134 155V154H133ZM150 155V156H151ZM157 155H159V154H157ZM163 155V154H162ZM161 155V156H162ZM192 155V154H191ZM220 155V156H221ZM226 155V156H225ZM240 154H238V156H239ZM250 155V154H249ZM248 155V156H249ZM75 156H76V154H75ZM75 156H74V158H75ZM84 156V155H83ZM90 156H92V155H90ZM137 156V155H136ZM154 156V155H153ZM153 156H151L152 158H153ZM164 156V157H165ZM168 156V157H169ZM173 156H175V155H173L172 154V156L171 157H173ZM183 156H184V154H183ZM188 156V155H187ZM187 156H184V157H186L185 158V160H182L181 161V163H177L178 165V168H177V170H175L176 172V178H177V180L178 181H182V180H179V177H180V173L181 172H184V173H186V174H189V176L191 177V179H194L195 180V182H197L196 181V179H198L199 181H200V179H199V177H198V175L193 171V170H191V168L190 167H188V166H191L192 167V164H191V160H190V163L189 164H191V165H188L187 166V163L189 162V160L187 159ZM216 156V155H215ZM241 156V158L243 157L242 156V154L240 155ZM50 157V156H49ZM82 157V156H81ZM93 157V156H92ZM122 157V156H121ZM156 157V156H155ZM175 157H177V155L175 156ZM193 157V156H192ZM200 156H198V158H199ZM217 157H219V155L217 156ZM237 157V155L234 157V159ZM46 158V157H45ZM67 158V157H66ZM66 158H63L64 160H66ZM97 157H95V159H96ZM152 158H151V161H152ZM167 158V157H166ZM170 158V157H169ZM168 158V159H169ZM190 158V157H189ZM195 158H196V156H195ZM231 158V157H230ZM238 158V157H237ZM44 159V158H43ZM53 159V158H52ZM59 159V158H58ZM121 159V158H120ZM154 159V158H153ZM173 159L174 160H171V161H175L174 163H176V160H178L179 158H176V160H175V158L173 157ZM191 159V158H190ZM197 159V158H196ZM204 159H206V158H204ZM219 159V158H218ZM240 159V157L238 158V160ZM243 159L244 158H242L240 161H243ZM77 160V159H76ZM79 160V159H78ZM77 160V161H78ZM138 160V159H137ZM136 160V161H137ZM158 160V159H157ZM157 160H154V162H156ZM188 160V162H186ZM195 160V159H194ZM193 159H192V161H194ZM198 160V159H197ZM196 160V161H197ZM200 160H201V164H202V157L200 158ZM237 160V164H238V162H240V161H238ZM249 160V161H250ZM251 160V161H252ZM53 161V160H52ZM63 161V160H62ZM96 163H97V161L96 160H94ZM98 161H100V162H98V163H100L101 165H103L104 167L106 166V168L105 169H107L108 167H110L111 166V164L108 162V161H103V159L101 160H99L98 159ZM140 161V162H141ZM149 160L147 159V162H148ZM214 161V160H213ZM219 161H220V159H219ZM226 161H227V159H226ZM228 161H229V159H228ZM236 161V160H235ZM244 161H245V159H244ZM56 162H58V161H56ZM76 162V161H75ZM138 162H139V160H138ZM216 162V161H215ZM247 162V161H246ZM137 163V162H136ZM149 163H153V162H148V164ZM159 163V162H158ZM158 163L156 162V164H157V166L159 167V165H158ZM173 163V162H172ZM193 163V165H194V162H192ZM196 163V162H195ZM235 163V164H236ZM245 163V162H244ZM73 164V163H72ZM77 164H79L78 162H77ZM141 164H142V162H141ZM156 164L154 163L153 164V166L154 167H156ZM197 164H198V161H197ZM205 164V163H204ZM203 164V165H204ZM215 164H218V163H215ZM230 164H232L233 165V163H230ZM235 164H234V166H232V169H237L238 167L236 166L235 167ZM236 164V165H237ZM251 164V163H250ZM75 165V164H74ZM74 165H73V167H74ZM112 165H116L117 166V164H115V163H113ZM149 165H151V164H149ZM173 165V164H172ZM212 165V164H211ZM219 165L220 166H223L222 164H220L219 163ZM242 165H243V163H242ZM77 166V165H76ZM146 166H147V164H146ZM153 166L151 167V171H154V169H153ZM176 166V164L173 166V167H175ZM195 166V165H194ZM215 166V165H214ZM217 166V165H216ZM219 166V167H220ZM231 166V165H230ZM240 166V165H239ZM50 167V166H49ZM83 166H81V168H82ZM99 167H101V166H99ZM98 167V168H99ZM103 167V168H104ZM148 167H150V166H147L146 168L148 169ZM158 167H156V168H158ZM195 167H198L199 168V166H195ZM211 167V166H210ZM218 167V166H217ZM78 168H79V166H78ZM80 168V169H81ZM85 168V167H84ZM190 168V169H189ZM197 168V169H198ZM244 168V167H243ZM250 168V167H249ZM254 168V167H253ZM72 170H73V168H71ZM76 169H77V167H76ZM79 169V170H80ZM101 169V168H100ZM192 169H193V167H192ZM196 169V170H197ZM201 169V168H200ZM200 169H198V170H200ZM210 169V168H209ZM222 169V167H220V171H222L221 170ZM75 170V169H74ZM78 170V169H77ZM98 170V169H97ZM159 170V169H158ZM157 170V171H158ZM172 170H173V168H172ZM197 170V171H198ZM239 170V169H238ZM249 170V169H248ZM145 171H147L146 169H145ZM155 171H156V169H155ZM196 171V172H197ZM218 171V170H217ZM219 171V172H220ZM224 171V170H223ZM99 172H100V170H99ZM132 172V175H134V174H137L136 173V171H135V173H133V171H131ZM141 172V171H140ZM172 172V171H171ZM209 173H210V170L208 171ZM227 172V171H226ZM247 172V171H246ZM122 173V176H124L126 173H123V172H121ZM149 173V172H148ZM153 173V172H152ZM151 173V174H152ZM158 173H159V171H158ZM184 173H183V175H184ZM199 173H200V171H199ZM202 173H204V171H203V169H202ZM201 173V174H202ZM238 173V172H237ZM253 173V172H252ZM254 173V174H255ZM124 174V175H123ZM140 175L142 174V175H144L145 177L147 176V173H139ZM139 174H137V175H139ZM150 174V175H151ZM173 174V173H172ZM224 174V173H223ZM234 174V173H233ZM128 175V174H127ZM127 175H125V176H127ZM141 175V176H142ZM149 175V174H148ZM149 175V177H151V176H153V175H151L150 176ZM158 175H160V174H157V176ZM174 175L175 174H173L172 176L174 177ZM205 175V174H204ZM225 175V174H224ZM237 175H239V174H237ZM241 175V174H240ZM239 175V176H240ZM250 175H251V173H250ZM253 175V174H252ZM124 176V177H125ZM154 176H156V173L154 174ZM211 176V175H210ZM236 176V175H235ZM242 176V175H241ZM240 176V177H241ZM55 177V176H54ZM123 177V178H124ZM140 177V176H139ZM148 177V176H147ZM159 177V176H158ZM158 177H154V179H156L157 181H158ZM161 177V176H160ZM163 177V176H162ZM200 177H201V175H200ZM204 177H206V176H203V178H202V180L204 179V183H205V178ZM231 177V176H230ZM238 177V176H237ZM52 178V177H51ZM127 178H128V176H127ZM131 178V177H130ZM141 178V177H140ZM139 178V179H140ZM142 178H144V177H142ZM184 178H186V175H185V177ZM183 178V179H184ZM221 178H222V172H221ZM225 178V177H224ZM252 178V177H251ZM261 178H262V176H261ZM261 178H258V179H256V180H260ZM133 179V178H132ZM151 179V178H150ZM153 178H152V180H154ZM165 179V178H164ZM169 180H171V178H168ZM180 179H182V178H180ZM189 178H187V180H188ZM212 179V178H211ZM240 179V178H239ZM253 179V178H252ZM124 180H125V178H124ZM124 180H122L123 181V183H124ZM128 180H130V179H128ZM160 180V179H159ZM166 180V179H165ZM176 180V181H177ZM190 180V179H189ZM255 179H253V181H254ZM45 181V182H44ZM50 181H52V180H50ZM127 181V180H126ZM125 181V182H126ZM139 181V180H138ZM140 181H143V182H145L143 179H141ZM149 181V180H148ZM151 181V180H150ZM156 181V182H157ZM162 181H164V180H162ZM168 181V180H167ZM175 181V182H176ZM184 181H186V180H184ZM191 181V180H190ZM207 181V180H206ZM215 181V180H214ZM239 181V180H238ZM242 181V180H241ZM245 181V180H244ZM128 182V181H127ZM129 182H131V181H129ZM142 182V183H143ZM152 182V181H151ZM159 182V181H158ZM158 182H157V184L155 183V181L154 182H152V183H155L157 186L158 185H160V184H158ZM165 183H166V181H164ZM163 182V184L165 185V183ZM170 182H172L173 183V181H170ZM169 182V184H172V183H170ZM174 182V183H175ZM201 182V181H200ZM208 182V181H207ZM206 182V183H207ZM216 182V181H215ZM214 182V183H215ZM224 182V181H223ZM222 182V183H223ZM226 182V181H225ZM240 182V181H239ZM257 181H255L254 183H256ZM259 182V184L260 183H262V180L261 181H258ZM132 183L134 184V183H138L136 180H135V182H134V180L132 181ZM141 183V184H142ZM146 183V182H145ZM151 183V184H152ZM160 183V182H159ZM168 183V182H167ZM188 183V182H187ZM189 183H191V182H189ZM198 183V182H197ZM218 183V182H217ZM221 183V184H222ZM51 184V183H50ZM57 184V183H56ZM147 184V188H148V184L151 186V184L150 183H146ZM199 184V183H198ZM203 183L201 182L200 183V185H202ZM258 183H256L255 185H257ZM138 185H140L139 183H138ZM137 185V186H138ZM143 185H144V183H143ZM143 185H141V186H143ZM164 185H163V187H164ZM176 185V184H175ZM180 186V184H177L176 186ZM186 183H184V186H185V188H188V186H189V188H190V185H192V183L190 184V185H188L187 187H186ZM199 185V186H200ZM227 185V184H226ZM74 186V185H73ZM122 186V185H121ZM125 186V185H124ZM134 186H136V185H133V188H134ZM137 186H136V188H137ZM141 186H139V188L141 187ZM146 186V185H145ZM152 186H155V185H152ZM166 186V185H165ZM178 186V189L179 190H181L180 189V187ZM193 186H194V184H193ZM202 186H204V185H202ZM201 186V187H202ZM208 186V185H207ZM209 186H210V184H209ZM240 186V185H239ZM171 187V186H170ZM172 187H173V185H172ZM195 187V186H194ZM232 187V186H231ZM261 187V186H260ZM76 188V187H75ZM129 188V187H128ZM135 188V189H136ZM142 188V187H141ZM143 188H144V186H143ZM143 188H142V190H143ZM150 188V187H149ZM152 189L153 188H155V187H151ZM162 190H163V188L162 187H160ZM166 187H164V189H165ZM168 188V187H167ZM203 188V187H202ZM217 188V187H216ZM258 188V187H257ZM69 189V188H68ZM131 189V191H132V188H130ZM159 190V186L158 187H156L155 188V190ZM160 189V190H161ZM173 190L175 189V188H172ZM183 190H184V187L182 188ZM258 189H260V188H258ZM137 190H139L138 188H137ZM141 190V191H142ZM144 190H145V188H144ZM147 190V189H146ZM148 190H150V189H148ZM148 190L146 191L148 194L150 193V192H148ZM155 190H153L154 192H155ZM169 190V189H168ZM182 190V191H183ZM188 189H186L185 191H187ZM215 190V189H214ZM218 190V189H217ZM216 190V191H217ZM219 190H220V188H219ZM218 190V191H219ZM69 191V190H68ZM152 191V192H153ZM170 191H172V190H170ZM189 191V190H188ZM215 191V192H216ZM260 191H261V189H260ZM59 192V191H58ZM137 191H135L134 193H136ZM161 192V191H160ZM163 192V191H162ZM259 192V191H258ZM70 192H68V194H69ZM156 193V192H155ZM157 193H159V191L157 192ZM164 193H167V191L165 192H163L162 193V195L164 194ZM187 193H189V192H187ZM223 193V192H222ZM240 193H241V191H240ZM13 194H11V196L13 195ZM19 194V193H18ZM150 194H152V193H150ZM185 194H186V192L185 193H182V196H181V194H180V196H177V205H178V208L176 209V205H174V207H175V209L177 210V219L183 224V222L186 224V221L188 222V221H190V219H196V221H197V219H200V214H201V212H200V214H198V209H199V207H200V203H201V201H199L200 203H196V199H195V202H193L191 199H192V197H191V199H190V197L189 196H187V197H184L185 196ZM258 194H261V193H258ZM118 195V194H117ZM153 195V194H152ZM155 195V194H154ZM161 195V196H162ZM187 195H189V194H187ZM221 195V194H220ZM251 195H253V194H251ZM262 195V194H261ZM81 196V195H80ZM84 196V195H83ZM86 196V195H85ZM90 196V195H89ZM165 196V195H164ZM174 196H175V198H176V194H174L173 195V197L172 196H170V198L169 199H167L168 197H167V195L165 196V201L164 202H166V203H168V202H170V201H174L175 202V199H174ZM250 196V195H249ZM257 196V195H256ZM15 197V196H14ZM71 197V196H70ZM167 197V198H166ZM211 197V196H210ZM223 197H224V195H223ZM257 197H261V196H257ZM7 198V199H6ZM100 198V197H99ZM98 197H88V195H87V199H88V201L90 200V201H92L93 203H95V202H97L98 203V200H99V202H101V198L99 199ZM118 198V197H117ZM256 198V197H255ZM263 199H261V198H259L257 201L259 202V204H260V206L262 207V209L264 208V196L262 197ZM62 199V200H61ZM81 199V198H80ZM80 199L78 200V201H80ZM85 199V198H84ZM86 199V200H87ZM112 199V198H111ZM114 199V198H113ZM115 199H116V197H115ZM114 199V200H115ZM119 199H120V197H119ZM119 199H116L117 200V203H118V200ZM163 199V200H164ZM170 199H172V200H170ZM174 199V200H173ZM245 199V198H244ZM11 200V199H10ZM14 200V199H13ZM16 200V199H15ZM19 200V199H18ZM74 200V199H73ZM157 200V199H156ZM167 200H169L168 202H167ZM190 200V201H189ZM193 200H194V198H193ZM246 200V199H245ZM75 201V200H74ZM73 201V202H74ZM90 201H89V203H90ZM104 201V200H103ZM155 201V200H154ZM192 201V202H191ZM225 201V200H224ZM76 202V201H75ZM80 202H83V198L81 199V201ZM85 202V201H84ZM87 202V201H86ZM110 202V201H109ZM121 202V199L119 200V203ZM156 202H158V201H155V203ZM174 202H170L171 204L172 203H174ZM216 202V201H215ZM226 202V201H225ZM7 203V202H6ZM10 203V202H9ZM65 203V202H64ZM111 203H113V202H111ZM110 203V204H111ZM204 203V202H203ZM203 203L201 204V207H203V209H204V205H203ZM246 203V202H245ZM157 204H159V203H157ZM176 204V203H175ZM206 204V203H205ZM208 204H210V203H208ZM218 204V203H217ZM7 205H8V203H7ZM20 205V204H19ZM114 205V204H113ZM112 205V206H113ZM119 206H120V204H118ZM203 205V206H202ZM252 205V204H251ZM6 206V205H5ZM115 206V207H114ZM113 207L114 208H117V206L116 205H114ZM229 206V205H228ZM250 206V205H249ZM15 207V206H14ZM66 207H68V206H65V208ZM257 207V206H256ZM260 207V208H261ZM5 208V207H4ZM16 208V207H15ZM22 208H24V207H22ZM21 208V209H22ZM64 208V207H63ZM229 208V207H228ZM248 208V207H247ZM252 208H253V206H252ZM20 209V210H21ZM61 209V208H60ZM118 209H119V211H113L114 212V214L112 215V220L110 219V221H109V223H108V227H107V222L108 221H106V222H103L105 225H106V229H102L103 230V232H104V234L108 237V239L109 240H114V239H112V235L110 234L111 232L117 237V230H118V225L119 224H117V222H116V220H115V218L117 217H120L121 215H123V214H121L120 212H121V210H122V208H121V210H120V208L118 207ZM175 209H173V210H175ZM201 209V208H200ZM232 209V208H231ZM2 210V209H1ZM16 210H18V209H16ZM25 210V209H24ZM28 210H30V209H28ZM61 210H63V209H61ZM208 210V209H207ZM233 210V209H232ZM59 211V210H58ZM111 211V213H113ZM224 211V210H223ZM252 211H254V210H252ZM257 211V210H256ZM19 212V211H18ZM24 212V211H23ZM22 212V213H23ZM29 212V211H28ZM27 212V213H28ZM32 212V211H31ZM33 212H35V211H33ZM32 212V213H33ZM64 212V211H63ZM123 212V211H122ZM204 212V211H203ZM235 212V211H234ZM257 212H259V211H257ZM257 212H255V213H257ZM17 213V212H16ZM26 213V214H27ZM68 213V212H67ZM206 213V212H205ZM244 213V212H243ZM31 214V213H30ZM58 216H60V211L58 212ZM62 214V213H61ZM236 214V213H235ZM246 214V213H245ZM254 214V213H253ZM23 215V214H22ZM33 215L34 214H32L31 216L33 217ZM111 215V214H110ZM176 215V214H175ZM228 215V214H227ZM254 215H256V222H258V223H260L261 224V222L260 221H262L263 222V220H260L261 218L260 217H262L263 219H264V209L261 211L260 210V212L258 213V215L257 214H254ZM26 216V215H25ZM221 216V215H220ZM62 217H64V216H60L59 218H61V220H62ZM66 217V216H65ZM86 217V216H85ZM121 217H124V215L123 216H121ZM210 217V216H209ZM247 216H245V218H246ZM28 218H30V217H28ZM53 218V219H52ZM212 218V217H211ZM228 218H230V217H228ZM251 218H253V217H251ZM260 218V219H259ZM19 219V218H18ZM44 219V218H43ZM42 219V220H43ZM64 219H66V218H64ZM202 219H203V217H202ZM247 219V218H246ZM29 220V219H28ZM45 220V219H44ZM49 220V221H50ZM59 220V219H58ZM234 220V219H233ZM251 221H254L253 219H250ZM26 221H27V219H26ZM63 222L65 221V220H62ZM75 221V220H74ZM117 221H119V219L117 220ZM196 221H194L193 220V222H195L196 223ZM200 221V220H199ZM210 221V220H209ZM213 221V220H212ZM57 221H55V224H57L56 223ZM59 222V221H58ZM62 222V223H63ZM69 222H72V220L71 221H68L67 223H69ZM191 222V221H190ZM198 222V221H197ZM82 223V222H81ZM91 223V222H90ZM250 223V222H249ZM23 224V223H22ZM54 224V225H55ZM64 224V223H63ZM62 224V225H63ZM75 224V223H74ZM122 225H123V223H121ZM121 224H120V226H121ZM192 225H194V223H191ZM222 224V223H221ZM231 224H235L236 225V221H231ZM250 224H255V223H250ZM16 225V224H15ZM61 225V226H62ZM67 225L68 224H66V227H67ZM89 225V224H88ZM92 225V224H91ZM90 225V226H91ZM105 225H104V227H105ZM188 225V224H187ZM186 225V226H187ZM198 225H199V223H198ZM198 225H196L197 227H199V229H204V231H205V233L206 232H209V230L208 229H205V228H203V227H201L200 228V226H198ZM212 225H214L213 223H212ZM212 225H211V227H212ZM217 225V224H216ZM87 226V225H86ZM103 226V225H102ZM102 226H100V227H102ZM119 226V228H121ZM164 226V225H163ZM189 226V225H188ZM16 227V226H15ZM54 227V226H53ZM56 227H57V225H56ZM92 229H96V228H94V226L92 225ZM123 227V226H122ZM166 227V226H165ZM197 227L195 228V225H194V228L197 230ZM210 227V226H209ZM214 227V226H213ZM218 227V226H217ZM216 227V228H217ZM222 227V226H221ZM230 227V226H229ZM258 227H260V226H258ZM73 228V227H72ZM88 228H91V227H89L88 226ZM123 228H125V227H123ZM147 228V227H146ZM186 228V227H185ZM191 228V227H190ZM193 228V229H194ZM208 228V227H207ZM239 228V227H238ZM255 228V227H254ZM59 229V228H58ZM97 229H98V227H97ZM148 229V228H147ZM192 229V230H193ZM249 229V228H248ZM262 229V228H261ZM89 230H91V229H89ZM99 230V229H98ZM126 230V229H125ZM166 230V229H165ZM191 230V229H190ZM207 230V231H206ZM218 230H219V228H218ZM244 230V229H243ZM119 231H122V229L121 230H119ZM124 231V230H123ZM122 231V232H123ZM126 231H129V230H126ZM202 230H200V232H201ZM217 231V230H216ZM260 231V230H259ZM91 232H92V230H91ZM98 232V231H97ZM117 232V233H116ZM121 232V233H122ZM163 232H164V230H163ZM198 232V231H197ZM211 232H213V231H210L208 234H210V236H211ZM220 232L223 234L224 232H223V230L221 229L220 230ZM258 232V231H257ZM93 233V232H92ZM152 233H154V232H152ZM162 233V232H161ZM192 233V232H191ZM199 233V232H198ZM220 233V234H221ZM242 233V232H241ZM69 234H71V233H69ZM73 234V233H72ZM71 234V235H72ZM91 234V233H90ZM123 235H124V232L122 233ZM130 234V233H129ZM151 233L149 232V234H146V235H144V237L145 236H147V235H149V241L152 243V244H150V245H153L155 248H156V255L157 256H159L160 255V253H159V250H162V247L160 246V244H159V239L157 238L156 239V237H158V235L155 237V235L153 234H151ZM159 234V233H158ZM164 234H165V232H164ZM207 234V241H208V238H210V236ZM213 234H214V232H213ZM216 234V236H217V233H215ZM98 235H100L99 234V232H98ZM103 235V234H102ZM125 235H126V233H125ZM162 235V234H161ZM194 235H196V234H194ZM198 235H200V233L198 234ZM228 235V234H227ZM187 236V235H186ZM185 236V237H186ZM192 236V235H191ZM100 236H98V238H99ZM102 237V236H101ZM118 237H120V236H118ZM144 237H143V239H144ZM200 236H198V239H201V241H202V237H200ZM206 237V236H205ZM204 237V238H205ZM213 237V236H212ZM114 238V237H113ZM121 238V237H120ZM123 238V237H122ZM146 238H148V236L146 237ZM145 238V239H146ZM192 238V237H191ZM195 239L194 240H196V236L194 237ZM215 238V237H214ZM249 238V237H248ZM101 239V238H100ZM206 239V238H205ZM217 239V238H216ZM221 239V238H220ZM81 240H82V238H81ZM99 240V239H98ZM105 240L107 241V239L105 238ZM120 240V239H119ZM122 240V239H121ZM125 240V239H124ZM204 240V239H203ZM210 240H214V239H211L210 238ZM219 240V239H218ZM84 241V240H83ZM99 241H101V242H103L102 240H99ZM98 241V242H99ZM115 241L117 242V243H119V241H117L116 240V238H115ZM123 241V240H122ZM122 241H120V243L122 242ZM198 241V240H197ZM264 241V240H263ZM85 242V241H84ZM110 242V241H109ZM113 242V241H112ZM111 242V243H112ZM115 242V243H116ZM149 242V243H150ZM199 242V241H198ZM204 242V241H203ZM203 242H201V245H203L204 247H205V245H204V243ZM211 242V241H210ZM214 242V244L216 245V246H213V247H215L214 249H217V248H220V247H218V246H220V245H218L217 243H216V240H214L213 241ZM212 242V243H213ZM195 242L193 241V243H192V245L194 244ZM200 243V242H199ZM198 243V244H199ZM203 243V244H202ZM208 243V242H207ZM218 243H219V241H218ZM92 245L94 244L93 242L91 243ZM90 244V245H91ZM106 244V243H105ZM105 244H104V248H107L108 246L106 245V247H105ZM220 244V243H219ZM56 245V244H55ZM58 245L60 246V244L58 243ZM86 245H89V243H87ZM89 245V246H90ZM95 245H97V244H94V246L93 247H95ZM114 245V244H113ZM144 245V244H143ZM148 245V244H147ZM191 245V247L193 248V249H195L196 248V246H192ZM194 245H197V244H194ZM59 246H58V249H57V251H59L60 249H59ZM101 246H103V245H100L99 246V248L101 247ZM149 246V245H148ZM148 246H147V248L146 249H149L148 248ZM190 246V245H189ZM198 246V245H197ZM253 246V245H252ZM52 247V246H51ZM51 247H50V249H49V253L48 254H51L50 253V251H51ZM67 247V246H66ZM86 247V246H85ZM84 247V248H85ZM111 247V246H110ZM109 247V248H110ZM114 247V246H113ZM152 247V246H151ZM195 247V248H194ZM199 247V246H198ZM197 247V248H198ZM212 247V246H211ZM217 247V248H216ZM238 247V246H237ZM242 247V246H241ZM87 248H89L88 246L86 247V250H88ZM102 248V247H101ZM155 248H153V249H155ZM190 249V250H192L193 251V249ZM200 248V247H199ZM198 248V249H199ZM208 248H209V251L211 252V251H213V250H210V249H212V248H210L209 246H208ZM225 248V247H224ZM239 248V247H238ZM250 248V247H249ZM260 248V247H259ZM54 248L52 247V250H53ZM95 249V248H94ZM111 249V248H110ZM152 249V248H151ZM152 249V250H153ZM201 249V248H200ZM66 250V249H65ZM67 250H69V249H67ZM85 250V249H84ZM96 251L98 250V249H95ZM107 250V249H106ZM111 250H113V249H111ZM110 250V251H111ZM151 250V251H152ZM220 250V249H219ZM242 250H243V248H242ZM248 250V249H247ZM63 251H64V249H63ZM102 250L100 249V251H98V252H101ZM150 251V250H149ZM195 251V250H194ZM208 251V252H209ZM246 251V250H245ZM261 251V250H260ZM52 252V251H51ZM65 253L64 254H67L68 252V254H70V251H64ZM83 252V251H82ZM88 252H90V249L88 250ZM95 252V251H94ZM103 252L104 251H102L101 252V254H103ZM107 252V251H106ZM115 252V251H114ZM248 252V251H247ZM62 253V252H61ZM111 253H112V255H113V252L111 251ZM116 253V252H115ZM141 253V252H140ZM149 253V252H148ZM150 253H152V252H150ZM162 253H163V251H162ZM192 253V252H191ZM60 254V253H59ZM72 254V253H71ZM86 254V253H85ZM97 254V253H96ZM110 254V253H109ZM108 254V252H107V257L109 258V260H112L111 258H113V257H115V256H111V255H109ZM213 254H215V253H213ZM237 254V253H236ZM81 255V254H80ZM91 256H93L92 254H90ZM90 255H86V257H87V260L89 259V261H91L92 263L94 262V260L95 259H93V261H92V258L90 259L89 257H90ZM95 255V254H94ZM99 255V254H98ZM105 255H106V253H105ZM146 255V254H145ZM144 255V256H145ZM149 255V254H148ZM248 255V254H247ZM246 255V256H247ZM252 255V254H251ZM51 256V255H50ZM69 257L70 258V256L69 255H66V257ZM76 256V255H75ZM82 256V255H81ZM111 256V257H110ZM119 256V255H118ZM141 256V255H140ZM142 256H143V254H142ZM143 256V257H144ZM249 256V255H248ZM64 257V256H63ZM64 258V260L65 261H67L68 259L67 258ZM80 257V256H79ZM155 257V256H154ZM154 257H151V258H153V260H154ZM202 257H204V256H202ZM49 258V257H48ZM72 258H74V257H72ZM99 258V257H98ZM102 258V257H101ZM146 258V257H145ZM144 258V259H145ZM148 258V257H147ZM147 258L145 259V261H147ZM159 258V257H158ZM57 259V258H56ZM60 259V258H59ZM80 259H81V257H80ZM117 259H119L118 257H117ZM134 259V258H133ZM155 259H156V257H155ZM218 259V258H217ZM255 259V258H254ZM73 260V259H72ZM72 260H70V261H72ZM97 260V259H96ZM149 260H152V259H150V257H149ZM148 260V261H149ZM152 260V261H153ZM61 261V260H60ZM65 261H64V264H65ZM107 261V260H106ZM113 261H116V262H114V263H117V261L118 260H113ZM124 261V260H123ZM132 261V260H131ZM171 260H169L168 262H170ZM215 261V260H214ZM242 261V260H241ZM69 262V260L67 261V263ZM72 262H74V261H72ZM72 262H70V264L72 263ZM85 262V261H84ZM91 262H89V263H91ZM109 262V261H108ZM120 262V261H119ZM118 262V263H119ZM122 262V261H121ZM125 262V261H124ZM127 262V261H126ZM126 262H125V264H126ZM138 262V261H137ZM159 262L161 263V261H160V259H159ZM223 262V261H222ZM75 263H76V261H75ZM88 263V264H89ZM91 263V264H92ZM96 263H97V261H96ZM107 263V262H106ZM128 263V262H127ZM151 263V262H150ZM149 263V264H150ZM164 263V261L162 262V264ZM171 263V262H170ZM173 263V262H172ZM171 263V264H172ZM260 263V262H259ZM74 264V263H73ZM94 264H95V262H94ZM103 264H105V263H103ZM111 264H112V262H111ZM121 264V263H120ZM131 264H139V262L138 263H136V262H131ZM141 264V263H140ZM214 264V263H213ZM225 264V263H224Z\"/></svg>", "mask_w": 264, "mask_h": 264}]
</instances>
